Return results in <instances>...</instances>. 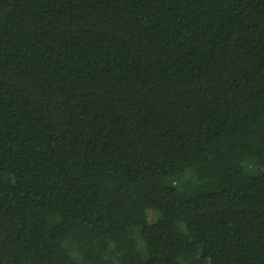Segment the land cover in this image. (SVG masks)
I'll use <instances>...</instances> for the list:
<instances>
[{
    "label": "trees",
    "instance_id": "trees-1",
    "mask_svg": "<svg viewBox=\"0 0 264 264\" xmlns=\"http://www.w3.org/2000/svg\"><path fill=\"white\" fill-rule=\"evenodd\" d=\"M0 264H264V0H0Z\"/></svg>",
    "mask_w": 264,
    "mask_h": 264
},
{
    "label": "rangeland",
    "instance_id": "rangeland-1",
    "mask_svg": "<svg viewBox=\"0 0 264 264\" xmlns=\"http://www.w3.org/2000/svg\"><path fill=\"white\" fill-rule=\"evenodd\" d=\"M147 213H148V218H149L150 223H155L161 219L160 213L154 209H148ZM183 228L184 227L182 226L180 230L182 231Z\"/></svg>",
    "mask_w": 264,
    "mask_h": 264
}]
</instances>
